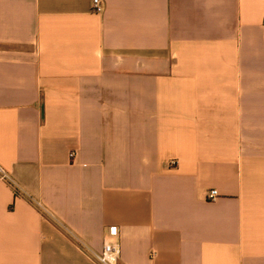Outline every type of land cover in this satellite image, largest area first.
Masks as SVG:
<instances>
[{
    "label": "crops",
    "instance_id": "1",
    "mask_svg": "<svg viewBox=\"0 0 264 264\" xmlns=\"http://www.w3.org/2000/svg\"><path fill=\"white\" fill-rule=\"evenodd\" d=\"M92 1L0 0V264H264V0Z\"/></svg>",
    "mask_w": 264,
    "mask_h": 264
},
{
    "label": "built area",
    "instance_id": "2",
    "mask_svg": "<svg viewBox=\"0 0 264 264\" xmlns=\"http://www.w3.org/2000/svg\"><path fill=\"white\" fill-rule=\"evenodd\" d=\"M92 12L95 14H100L104 10V5L101 0H93L91 5ZM73 154L70 155L72 157ZM0 179L4 182H6L8 185L14 187V190L16 191L17 195H19L18 187L15 183V181L12 179L10 174L5 171L0 166ZM218 191L217 190H210L207 192L206 200L207 201H215L218 198ZM36 205L38 208L45 210L42 204L39 202H36ZM121 257V247L117 240L114 238H106L102 247L101 252L94 253L90 255V259L95 264H118Z\"/></svg>",
    "mask_w": 264,
    "mask_h": 264
}]
</instances>
